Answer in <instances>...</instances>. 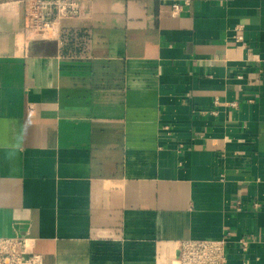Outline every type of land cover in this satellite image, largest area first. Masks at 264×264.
Listing matches in <instances>:
<instances>
[{"label":"crops","instance_id":"0c3cea01","mask_svg":"<svg viewBox=\"0 0 264 264\" xmlns=\"http://www.w3.org/2000/svg\"><path fill=\"white\" fill-rule=\"evenodd\" d=\"M81 12L28 40L0 0V236L41 264H178L226 236V264H264V0Z\"/></svg>","mask_w":264,"mask_h":264},{"label":"built area","instance_id":"2783aa9c","mask_svg":"<svg viewBox=\"0 0 264 264\" xmlns=\"http://www.w3.org/2000/svg\"><path fill=\"white\" fill-rule=\"evenodd\" d=\"M87 0H19L22 8L23 33L28 40L58 39V23L79 16ZM179 5L172 6L173 11ZM237 40L241 39L237 35ZM243 246L246 245L241 240ZM227 237L185 238L177 242L178 264H226ZM0 264H41L25 235L0 236Z\"/></svg>","mask_w":264,"mask_h":264}]
</instances>
